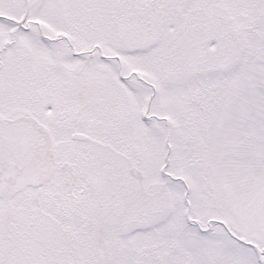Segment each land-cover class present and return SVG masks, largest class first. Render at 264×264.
<instances>
[{
	"label": "snow or ice",
	"instance_id": "1",
	"mask_svg": "<svg viewBox=\"0 0 264 264\" xmlns=\"http://www.w3.org/2000/svg\"><path fill=\"white\" fill-rule=\"evenodd\" d=\"M0 264H264V0H0Z\"/></svg>",
	"mask_w": 264,
	"mask_h": 264
}]
</instances>
